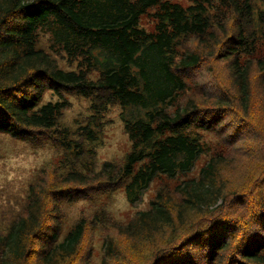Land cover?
<instances>
[{"label": "trees", "instance_id": "obj_1", "mask_svg": "<svg viewBox=\"0 0 264 264\" xmlns=\"http://www.w3.org/2000/svg\"><path fill=\"white\" fill-rule=\"evenodd\" d=\"M220 1L227 4L238 20L232 39L239 47L245 45L248 40L243 37L240 20L253 18L251 0ZM158 3V0H0V131L34 141L39 140L36 134H45L43 140L50 138L67 147H79L59 123L65 101L36 106L46 88L59 97L66 91L104 92L105 103L118 101L121 105L120 116L131 141L124 163L115 168V174L108 175V181L131 174L134 164L146 160L127 185L129 199L134 201L159 173L174 176L191 171L204 147L196 137L183 134L180 129L193 121L212 129L221 118L208 123L191 98L183 105L176 104L186 88L178 70L195 67L202 59L196 50L179 55L178 48L189 36L197 37L201 43L210 40L213 32L206 33L210 25V0H194L187 6L163 1L154 14L155 31L147 32L139 25V16ZM255 15L264 22V0L263 8ZM43 27L52 35V47L61 48L68 60H78L76 70L60 68L54 57L36 47L37 30ZM231 49H235L233 45L226 46V57L233 53ZM228 66L238 102L247 110L251 98L250 66H241L236 56L230 58ZM260 69L264 70V66ZM92 70L98 72L95 79L89 77ZM224 161L221 155L212 156L200 167L198 177L175 185L179 200L158 188L148 209L114 227L115 235L128 241L126 248L119 247L115 235L105 236L102 264H131L130 256L140 254L151 258L149 264H159L164 254L168 257L182 245L192 243L195 231L178 244L154 249V239L164 228L185 224L192 213L218 205V200L229 195L224 181L218 178ZM112 166L105 162L92 176L69 171L58 182L53 177L46 176L54 183L41 176L30 184L25 210L10 222L5 232H0V264H66L73 258L90 221L86 223L85 218H79L58 241L65 218L59 201L78 195L58 183L86 184ZM52 171L47 169V174ZM227 247L225 239H218L211 246L209 259ZM263 250L264 239L243 248L238 252V260L233 259L230 264H264ZM183 259L189 257L177 258Z\"/></svg>", "mask_w": 264, "mask_h": 264}, {"label": "rangeland", "instance_id": "obj_2", "mask_svg": "<svg viewBox=\"0 0 264 264\" xmlns=\"http://www.w3.org/2000/svg\"><path fill=\"white\" fill-rule=\"evenodd\" d=\"M163 1L166 0H158V4L148 7L139 16V25L147 32L155 31L157 19L154 14ZM167 1L187 6L194 0ZM251 3L253 18L240 20L243 37L248 40L245 45L239 47L232 39L238 21L233 11L220 0H210V25L206 30V33L213 32L210 40L201 43L197 37L189 36L178 48L179 55L187 50H196L201 53L202 59L195 67L178 70L186 88L177 97L176 104L183 105L191 98L208 123L221 118L212 129L202 128L196 121L180 129L181 133L196 137L204 147L191 171L174 176L159 173L139 193V197L131 201L127 185L146 160L134 164L131 174L119 179L116 176L108 181V175L115 174V168L124 163L125 155L131 149V141L120 116L122 108L119 102L105 103L104 92L80 94L66 91L59 97L46 88L36 108L48 101H65L59 123L69 131V138L80 146L67 147L50 138L43 140L45 134H36L35 138L39 140L34 141L31 138L17 139L0 131V232H5L10 222L25 210L28 187L39 177H53L58 182V178L69 171L92 176L105 162H110L114 167L86 184L58 183L78 194L69 200L59 201L65 218L60 226L58 241L79 218H85L86 223L90 221L77 253L66 264H102L103 240L107 234L115 235L117 224H125L138 211L148 209L158 188L165 189L179 200V194L174 191L175 185L198 177L200 167L210 157L221 155L225 161L219 169L218 178L224 181L229 195L218 200V205L192 213L185 224L171 229L166 227L156 235L154 249H164L196 232L192 243L182 245L168 257L164 254L159 264H230L233 259L238 260V252L243 248L263 240L264 70L261 71L260 66H264V22L255 15L263 8V0H251ZM52 40L46 27L37 30L36 47L54 57L60 68L76 70L78 60H68L61 48L51 46ZM227 45L235 48L231 49L233 53L228 57L224 51ZM234 56L241 66H250L251 98L247 110H243L238 102L237 89L228 66ZM97 76V70H92L89 77L95 79ZM47 169L53 171L47 174ZM47 180L52 181L50 178ZM238 193L240 197H234ZM115 236L113 238L119 247L126 248L128 241ZM218 239H225L228 247L209 259L211 246ZM180 255H187L189 259L179 261L177 258ZM150 259L142 254L130 256L131 264H149Z\"/></svg>", "mask_w": 264, "mask_h": 264}]
</instances>
